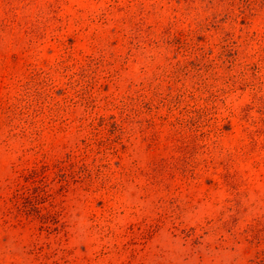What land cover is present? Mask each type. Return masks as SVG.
I'll list each match as a JSON object with an SVG mask.
<instances>
[{"label": "rangeland", "instance_id": "374dc122", "mask_svg": "<svg viewBox=\"0 0 264 264\" xmlns=\"http://www.w3.org/2000/svg\"><path fill=\"white\" fill-rule=\"evenodd\" d=\"M0 264H264V0H0Z\"/></svg>", "mask_w": 264, "mask_h": 264}]
</instances>
